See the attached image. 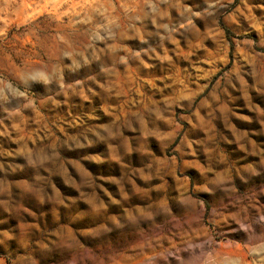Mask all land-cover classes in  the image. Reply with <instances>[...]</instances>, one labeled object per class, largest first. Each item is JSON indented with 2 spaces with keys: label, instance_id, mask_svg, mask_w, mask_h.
Returning a JSON list of instances; mask_svg holds the SVG:
<instances>
[{
  "label": "clouds",
  "instance_id": "clouds-1",
  "mask_svg": "<svg viewBox=\"0 0 264 264\" xmlns=\"http://www.w3.org/2000/svg\"><path fill=\"white\" fill-rule=\"evenodd\" d=\"M0 264H264V0H0Z\"/></svg>",
  "mask_w": 264,
  "mask_h": 264
}]
</instances>
